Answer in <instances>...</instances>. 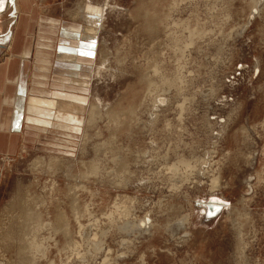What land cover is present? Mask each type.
Instances as JSON below:
<instances>
[{
	"label": "rangeland",
	"instance_id": "obj_1",
	"mask_svg": "<svg viewBox=\"0 0 264 264\" xmlns=\"http://www.w3.org/2000/svg\"><path fill=\"white\" fill-rule=\"evenodd\" d=\"M40 9L29 100L79 128H30L38 136L22 156L0 153V264H264V0ZM212 196L226 204L207 213ZM26 233L39 250L24 253Z\"/></svg>",
	"mask_w": 264,
	"mask_h": 264
},
{
	"label": "crops",
	"instance_id": "obj_2",
	"mask_svg": "<svg viewBox=\"0 0 264 264\" xmlns=\"http://www.w3.org/2000/svg\"><path fill=\"white\" fill-rule=\"evenodd\" d=\"M14 1L4 0L5 5L0 9V153L22 156L23 151L32 147L36 142L35 137L38 136L33 134L28 125L29 97L33 96L29 87L30 71L35 68V62L33 64L31 60L29 61L30 56L27 57V52L23 48L28 47L33 54L36 50V47L28 44V36L33 29L34 19L40 20V6H45V2L61 6L64 0H17L20 2L18 12ZM67 26L74 25L65 27ZM65 27L63 25V28ZM65 47L62 49L70 55L69 61H76L77 48ZM42 66L37 65L36 70H40ZM34 88L36 87L33 85L32 89ZM36 90L39 89H34ZM4 165L0 163V189L7 177L2 173Z\"/></svg>",
	"mask_w": 264,
	"mask_h": 264
},
{
	"label": "bare ground",
	"instance_id": "obj_3",
	"mask_svg": "<svg viewBox=\"0 0 264 264\" xmlns=\"http://www.w3.org/2000/svg\"><path fill=\"white\" fill-rule=\"evenodd\" d=\"M18 2L19 1H16V3H17V6H18V9H19V5H18ZM20 3V2H19ZM4 4V3H3ZM4 7V5H1V7ZM2 9V8H1ZM46 22L47 23H49L50 24V26H52V28H55L56 26H57V30H59V28H60V24H59V21L58 20H52V19H47L46 20ZM66 25H64V27H65ZM66 29V31L65 32H67L68 34H70V37H72V39H76L77 38V36L79 35L80 36V32H78V30L77 29H75L74 28V26H67V27H65ZM67 34V35H68ZM71 39H69V41H70ZM63 41V40H62ZM66 43V42H65ZM40 46H41V50L39 51L40 53H44L43 55V63L44 64H47V62L48 63H50L49 62V60L47 59V53H48V51H50V49L48 48V46H47V44H45V43H42V42H39L38 43ZM9 48V47H8ZM24 50H25V52H27V53H29V48L27 47V48H25L24 47ZM101 54V53H100ZM39 56V55H38ZM105 58V57H104ZM104 60L105 59H102V61H103V64H104ZM108 62V61H107ZM106 63V62H105ZM102 64V65H103ZM61 66H63V65H61ZM77 66V65H76ZM156 67V66H155ZM55 68H57V67H55ZM100 68H102V66L101 67H99V69ZM157 68V67H156ZM155 68V69H156ZM60 69V68H59ZM103 69V68H102ZM159 69V68H158ZM49 70V69H48ZM157 70V69H156ZM73 71H78V69H77V67L76 68H74L73 69ZM155 72H157V71H155ZM98 73H99V71H98ZM98 73H97V75H98ZM160 74H162L161 72H159ZM158 75V76H161V75ZM164 75V74H163ZM162 75V76H163ZM155 76V75H154ZM164 77V76H163ZM167 77V76H166ZM179 77V76H178ZM162 79V78H161ZM168 79H169V77H168ZM170 80H171V78H170ZM169 80V81H170ZM173 80V79H172ZM172 80H171V82H168V83H170V84H172ZM147 81V83L149 84V87H151L152 85H153V83H152V79L150 80V81H148V79L146 80ZM163 81V80H162ZM161 82V81H160ZM154 83H156V80L154 81ZM159 83V82H158ZM157 83V84H158ZM164 83H166V82H164ZM174 84H175V82H174ZM87 85H88V83H87ZM87 85L86 84H84L83 83V85L81 86V87H83L82 88V90L81 91H84V92H86V89H85V87L87 88ZM148 86V85H147ZM154 86V85H153ZM152 86V87H153ZM156 86V85H155ZM154 86V87H155ZM166 86V85H165ZM169 86V85H168ZM160 87V86H159ZM156 88H158L157 86H156ZM161 88V87H160ZM147 90H149V92H151L150 90H152V88L150 89V88H147ZM158 90V89H157ZM39 90H36L35 92L36 93H39L40 94V92H38ZM163 91H165V90H163ZM148 92V93H149ZM155 92H156V90H155ZM154 93V92H153ZM162 93V92H161ZM149 94H151V93H149ZM155 95H156V93H155ZM159 95V94H158ZM152 96V95H151ZM154 96V95H153ZM148 97V96H147ZM156 97H157V95H156ZM159 97V96H158ZM150 98V97H149ZM154 98V97H153ZM153 98H151V99H153ZM160 98V97H159ZM36 98H31L30 100H31V102H30V104H31V106H30V117L31 118H29L28 117V119H30L28 122H30V127L31 128H33V129H35V130H37V131H41V132H46L47 130L49 131L50 130V128L49 127H58V128H62V129H67V128H70V129H74V130H78V124H77V122H76V118L75 117H73V116H71L70 118H67V119H61V118H59V119H57V120H53V122L50 120L51 118H53V116L51 117V115H53V113H51L50 111H47V112H45L44 113V115H43V117H41V107L39 106V103L37 104V103H35V102H33L34 100H35ZM161 99V98H160ZM159 99V100H160ZM162 99H164L163 97H162ZM39 100V99H38ZM156 100V99H155ZM160 101H162V100H160ZM164 101V100H163ZM40 102V101H39ZM154 102V101H153ZM156 102H157V100H156ZM100 104V100H98V102L96 103V104H93V105H91V111H92V113H91V115H95V114H93V112H94V109H97L98 107V105ZM159 104V103H158ZM165 104H166V101H165ZM97 105V106H96ZM66 106V105H65ZM155 106H156V104H155ZM100 107V106H99ZM67 108H68V106H67ZM66 109V108H65ZM98 110H100V109H97V111ZM108 111V110H107ZM133 110L131 109V112H132ZM130 112V113H131ZM106 113H108V112H106ZM96 115H98V112H97V114ZM151 116H152V114H151ZM155 116V115H154ZM51 117V118H50ZM88 117V116H87ZM95 117V116H94ZM55 118V117H54ZM31 119H32V121H31ZM94 120H95V118H94ZM65 129V130H66ZM51 133H53V131L51 130L50 131ZM41 134V133H40ZM111 138V137H110ZM47 159V158H46ZM116 159V158H115ZM181 161H182V159H181ZM183 162V161H182ZM181 163V162H180ZM184 163V162H183ZM89 164V163H88ZM119 164V163H118ZM185 164V163H184ZM96 165H98V164H96ZM172 165H174V164H172ZM172 165H171V167H172ZM176 165V164H175ZM181 165V164H180ZM117 166V165H116ZM96 167V166H95ZM122 167V166H121ZM170 167V168H171ZM125 168V167H124ZM175 168V167H174ZM120 170L121 171H123L122 170V168H120ZM119 170V171H120ZM127 170V169H126ZM172 170V169H171ZM175 170V169H174ZM95 172V171H94ZM127 172V171H126ZM172 172H174L173 170H172ZM122 173V172H121ZM88 174H90L89 172H88ZM176 174V173H175ZM85 175V174H84ZM86 177H88V176H86ZM122 177V176H121ZM218 176H215L213 179H212V181H211V185L214 187V186H216L217 185V182H218ZM120 180V179H119ZM124 180V179H123ZM219 185V184H218ZM210 187V186H209ZM217 187V186H216ZM211 188V187H210ZM214 189V188H213ZM213 192V191H212ZM73 193V192H72ZM75 197V196H74ZM203 203H202V205H204V204H206V203H208V202H210V204H214V205H220V207H222V205H224V204H226V202L223 200V199H221V198H219V197H216V196H212L210 199H208L207 201H202ZM123 203V202H122ZM72 204V203H71ZM205 207V206H204ZM74 209V207L72 208V211H74L73 210ZM75 209H78V206H77V208H75ZM24 210H25V208H24ZM28 210V209H27ZM79 211V210H78ZM20 212H22L21 210H20ZM60 212V211H59ZM64 212V211H63ZM75 212V211H74ZM76 212H77V210H76ZM23 213V212H22ZM58 213V212H57ZM80 212H78V214H79ZM36 215V216H35ZM32 214V213H28V219H29V221L31 222V224H33L34 222H36L37 221V219H38V214ZM73 215H74V213H73ZM123 215H125V214H123ZM62 216V215H61ZM79 216V215H78ZM78 216H76L77 218H78ZM59 218V217H58ZM61 218V217H60ZM32 219H33V221H32ZM54 219H55V217H54ZM66 220V219H65ZM17 221H19V220H17ZM28 221V222H29ZM59 221L60 222H62V220H60L59 219ZM59 221H57V222H59ZM68 222V221H67ZM67 222L65 223V224H67ZM53 224V223H52ZM128 224V223H127ZM130 224V223H129ZM45 225V224H44ZM60 225V227H61V224H59ZM38 226V225H37ZM43 226V225H42ZM42 226H40V227H42ZM63 226H64V224H63ZM67 227V226H66ZM123 227H125V226H123ZM20 228V227H19ZM63 228V227H62ZM61 228V229H62ZM131 228H132V226H131ZM61 229H60V231H61ZM64 229H65V226H64ZM64 229H62L63 231H64ZM120 229V228H119ZM124 229H126V228H124ZM67 230V229H66ZM65 230V231H66ZM122 230H123V228H122ZM56 231V230H55ZM63 231H61V232H63ZM124 231V230H123ZM126 231V230H125ZM128 231V230H127ZM68 232V231H67ZM65 233L66 232H64L63 234L65 235ZM66 235H69V234H66ZM65 235V236H66ZM23 236V235H22ZM29 236H30V233H26L25 235H24V239L25 240H27V242H26V244L25 245H23V247H22V245H21V248H22V250L24 251V253H25V250H28L29 251V249H36V250H39L40 249V245L39 244H37L36 243V241H34L33 239L34 238H37V237H34V236H36V235H34L33 237L34 238H31V239H29ZM69 237V236H68ZM22 238V237H21ZM24 240V241H25ZM20 241V240H19ZM69 241V240H68ZM21 242V241H20ZM19 242V243H20ZM42 242V241H41ZM74 244V243H73ZM72 244V245H73ZM69 245H70V243H69ZM68 245V246H69ZM42 247V246H41ZM44 248V247H43ZM69 249V248H68ZM30 250V251H31ZM28 251H26V252H28ZM23 253V254H24ZM40 253V252H39ZM38 254V253H37ZM20 255V254H19ZM18 255V256H19ZM22 255V254H21ZM31 256V255H30ZM34 257H35V255H33ZM32 256V257H33ZM28 257V256H27ZM37 258V257H36ZM36 258H35V260H36ZM26 259V258H25ZM28 259V258H27ZM29 260H31V259H28L26 262L25 261H23L25 264H32V263H30V262H28ZM33 261H34V259H33ZM22 264V263H21Z\"/></svg>",
	"mask_w": 264,
	"mask_h": 264
},
{
	"label": "water",
	"instance_id": "obj_4",
	"mask_svg": "<svg viewBox=\"0 0 264 264\" xmlns=\"http://www.w3.org/2000/svg\"><path fill=\"white\" fill-rule=\"evenodd\" d=\"M204 206H205L207 213H211L214 211L215 208L220 207V205L210 204V202L204 204Z\"/></svg>",
	"mask_w": 264,
	"mask_h": 264
},
{
	"label": "built area",
	"instance_id": "obj_5",
	"mask_svg": "<svg viewBox=\"0 0 264 264\" xmlns=\"http://www.w3.org/2000/svg\"><path fill=\"white\" fill-rule=\"evenodd\" d=\"M3 157H4V156H3ZM3 157H2V156H0V158H1V159H3Z\"/></svg>",
	"mask_w": 264,
	"mask_h": 264
},
{
	"label": "snow or ice",
	"instance_id": "obj_6",
	"mask_svg": "<svg viewBox=\"0 0 264 264\" xmlns=\"http://www.w3.org/2000/svg\"><path fill=\"white\" fill-rule=\"evenodd\" d=\"M9 2H11V0H9Z\"/></svg>",
	"mask_w": 264,
	"mask_h": 264
}]
</instances>
